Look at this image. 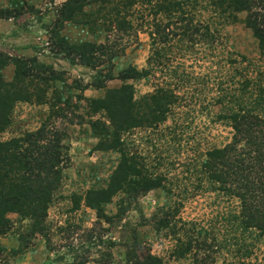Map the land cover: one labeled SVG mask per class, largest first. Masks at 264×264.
Returning <instances> with one entry per match:
<instances>
[{"label":"rangeland","instance_id":"rangeland-1","mask_svg":"<svg viewBox=\"0 0 264 264\" xmlns=\"http://www.w3.org/2000/svg\"><path fill=\"white\" fill-rule=\"evenodd\" d=\"M1 1L0 7L20 9L21 14L5 24L7 34L0 40V51L13 57L35 56L57 71L61 81L51 85L45 104L15 103L0 141L53 123L67 134L69 162L62 170L60 185L49 205L43 235H32L28 219L7 214L11 229L0 237L5 248L0 264H43L49 259L54 264L86 260L90 264H126L127 246L134 243L145 245L166 264H194L196 247L181 259L172 258L177 239H191L193 246L195 241H205L207 247L201 245L202 250L198 251V260L204 258L202 264H240L248 251L249 263H264V237L238 228L234 221L238 200L216 191V186L210 185L199 172L205 153L222 148L232 139L230 124L220 118L226 111L216 102L225 94L221 90L231 91L229 94L249 93L254 90V83H260L264 90V55L244 23L245 13L238 14L234 22L215 20L211 25L213 42L196 44L188 52L173 49L171 61L163 62L175 74L153 66L147 79L126 82L133 85L136 100L157 86L177 85L178 100L165 122L157 127L131 129L121 137L145 171L161 176L164 188L142 194L120 216L117 213L120 196H115L104 206L108 220H99L96 212L80 199L89 189L105 185L118 155L95 150L98 138L93 136L90 122L100 119L109 123L104 112L92 113L85 99H102L108 89L118 88L122 82L110 81L99 90L84 89L96 70L73 64L50 49L45 25L53 22L56 8L65 0ZM135 30L131 36L124 35L121 53L113 61L114 74L128 66L146 69L148 59L155 58L159 46L152 44L149 26ZM61 35L72 44L104 42V35L95 36L72 23L63 26ZM2 75L6 82L12 80V64ZM246 80L251 81L250 90L242 92ZM166 204L179 211L171 221L176 228L157 231L152 216Z\"/></svg>","mask_w":264,"mask_h":264},{"label":"trees","instance_id":"trees-1","mask_svg":"<svg viewBox=\"0 0 264 264\" xmlns=\"http://www.w3.org/2000/svg\"><path fill=\"white\" fill-rule=\"evenodd\" d=\"M240 13L246 14L244 23L264 55V0H65L56 8L53 22L45 25L48 45L73 64L96 70L84 89L99 90L106 88L110 81L122 82L120 87L108 89L102 99H85L90 111L94 114L104 112L109 123L100 119L90 122L92 134L98 138L95 150L118 155L105 185L89 189L80 199L96 212L97 219L108 220L104 206L115 196H120L117 211L120 216L142 194L164 188L161 176L145 171L121 137L131 129L157 127L165 122L178 100L177 85L176 88L157 86L153 92L136 100L133 85L126 82L147 79L153 66L175 74L163 62L171 61L169 55L173 49L188 52L196 44L213 42L211 25L215 20L234 22ZM19 14L20 9L0 7V19H13ZM66 23L85 28L95 36L104 35V42L72 44L61 35ZM146 25L151 29L152 44L159 46L155 58L148 59L146 69L128 66L114 74L113 61L121 53L124 35L131 36L136 33L135 29ZM9 64L14 67V75L6 82L2 72ZM58 81H61L58 72L35 56L13 57L0 51V134L9 124L15 103L45 104L48 90ZM250 83V80L244 81L241 91L248 90ZM254 86L249 93L235 94L233 91L229 94L231 91L221 90L225 94L216 102L226 111L220 118L230 124L232 139L222 148L208 150L199 172L206 176L210 185L216 186V191L238 200L239 210L233 216L238 228L264 237V90L260 83ZM66 139L65 130L45 123L18 138L0 141V237L11 229L8 213L28 219L32 235L45 233L49 205L60 185L62 170L69 162ZM164 191L169 194L168 190ZM76 204L78 207L79 202ZM177 212L178 209L168 204L158 209L152 216L156 230L176 228L171 221ZM176 242L173 259L183 258L196 247L193 263L202 264L204 258L198 260V251L202 250L201 245L207 247L205 241H195L194 246L191 239H177ZM4 249L0 244V256ZM250 253L244 255L240 264H252L248 259ZM125 261L126 264H166L139 243L127 246ZM43 264H53V261L49 259Z\"/></svg>","mask_w":264,"mask_h":264},{"label":"crops","instance_id":"crops-1","mask_svg":"<svg viewBox=\"0 0 264 264\" xmlns=\"http://www.w3.org/2000/svg\"><path fill=\"white\" fill-rule=\"evenodd\" d=\"M0 5H2V1H1ZM8 21L9 20H6V19H0V40L3 39V36H5L7 34V32H6L7 26L5 24H7ZM56 263H58V262H56ZM58 264H62V262L59 261ZM86 264H90V262H87ZM92 264H94V263H92Z\"/></svg>","mask_w":264,"mask_h":264}]
</instances>
